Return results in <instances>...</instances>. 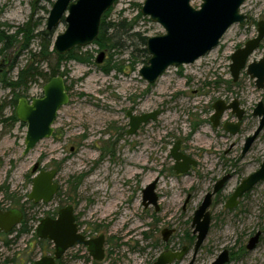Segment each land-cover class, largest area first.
Here are the masks:
<instances>
[{
  "label": "rangeland",
  "instance_id": "1",
  "mask_svg": "<svg viewBox=\"0 0 264 264\" xmlns=\"http://www.w3.org/2000/svg\"><path fill=\"white\" fill-rule=\"evenodd\" d=\"M55 1L0 0V31L12 36L10 41L14 43L6 50L0 43V70L5 68L8 77L16 79L30 61V53L39 51L36 39L28 49H22L18 40L24 33L18 31L25 28L36 33L45 29ZM144 1L117 0L107 18L113 23L123 22L118 32L124 44L111 51L117 68L105 72L102 66L108 64L110 51L94 43L82 47L93 53L91 61L63 63L62 70H69L65 78L70 101L58 111L53 136L24 154L27 124L20 120L0 123V209L24 205L29 228L22 234L18 225L11 233L0 235V264H33L53 254V242L39 238L36 229L42 218L57 214L69 204L74 206L84 235H104L106 255L97 261L87 246L75 245L60 264H154L164 250H180L184 245L192 250L183 260L171 264H189L194 247V213L205 194L226 174L232 177L213 197L210 230L195 264H210L225 248L232 253L226 264H264V181L245 194L236 208L225 207L240 181L264 161V128L242 156L245 138L259 125V116L253 111L258 102H264V88L256 86L246 68L237 81L230 69L231 55L258 35V24L264 22V0H246L241 7V12L248 15L244 24H233L213 50L194 63L170 67L154 83L139 74L146 55L135 50L129 37L131 22L132 31L147 36L165 33L161 24L141 13ZM202 2L192 0L191 4L200 7ZM66 27L62 19L55 37ZM101 51L105 59L99 64L96 58ZM263 57L264 38L247 63ZM135 59L138 62L133 70ZM44 84L40 79L29 85L28 98L42 96ZM219 99L227 103L238 99L246 110L237 134L224 128L226 121H237L231 110L225 112L218 126L213 125V104ZM16 106L11 89L0 81L3 117L11 115ZM155 110L161 111L156 120L128 134V111L139 115ZM178 140L182 151L198 161L185 174H176L173 169L171 150ZM37 162L40 169H58L60 187L52 201L33 205L28 195L34 177L31 170ZM157 178L159 210L143 204L144 188ZM166 229L173 230L167 242L162 234ZM257 232H261L260 241L249 250L247 244Z\"/></svg>",
  "mask_w": 264,
  "mask_h": 264
},
{
  "label": "water",
  "instance_id": "2",
  "mask_svg": "<svg viewBox=\"0 0 264 264\" xmlns=\"http://www.w3.org/2000/svg\"><path fill=\"white\" fill-rule=\"evenodd\" d=\"M117 0H56L50 10L47 19V30H55L63 19L67 23L64 32L58 34L53 42V48L60 54H65L78 46H88L97 39L103 16L116 3ZM192 0H145L141 13L152 21L161 24L165 33L149 36L147 38V50L150 58L144 64L139 74L148 83H154L170 67H180L194 63L218 46L224 34L235 23L244 24L248 15L241 12V7L246 0H203L200 7L191 4ZM264 38V22L258 24V35L248 40L244 47L238 48L232 55L230 69L233 80L237 81L242 70L255 79L259 89L264 88V57L258 61L247 63L250 55L260 46ZM105 59V52L101 51L96 62L101 64ZM70 101L67 84L62 75L50 79L43 86L41 97H20L15 109L19 120L27 124L24 154H28L45 138L53 136L55 132V120L60 108ZM214 112L211 121L218 126L226 111L231 110L237 116L236 122L226 121L224 128L231 134L240 131L245 110L238 99L227 103L219 99L213 104ZM160 115L159 110L142 113L139 115L128 111V134H135L140 126L150 120H156ZM254 116H259L260 121L255 132L248 136L243 147L246 154L252 144L264 128V102L257 103L253 111ZM181 141L178 140L171 150V156L175 160L174 171L177 174H185L192 167L198 165V161L180 150ZM33 174L32 190L28 199L34 203H49L59 190L56 180L58 169H40L37 162L31 170ZM231 175L226 174L218 180L211 191H208L199 207L196 209L193 219V234L196 241L193 247V256L189 264H195L197 254L203 245L212 222L210 206L213 197L224 187ZM157 181L149 183L143 190V204L148 207L154 205L159 210V195L156 192ZM264 181V161L259 169L245 177L235 188L226 201V208L234 209L240 199L250 192L255 185ZM190 197V196H189ZM189 197L185 204L188 203ZM22 210L0 209V234L9 233L21 223ZM173 230H164L163 239L167 242ZM37 235L41 239L53 242L54 252L37 259L34 264H57L65 252L75 245L87 246L90 255L97 261L105 258V237L88 238L80 232L76 221L75 210L72 204L62 207L56 217L47 216L41 219L37 226ZM261 232L252 236L247 244L249 250L257 247ZM191 247L184 245L180 250H164L154 264H171L183 260L191 251ZM231 255L228 248L223 249L210 264H226Z\"/></svg>",
  "mask_w": 264,
  "mask_h": 264
},
{
  "label": "trees",
  "instance_id": "3",
  "mask_svg": "<svg viewBox=\"0 0 264 264\" xmlns=\"http://www.w3.org/2000/svg\"><path fill=\"white\" fill-rule=\"evenodd\" d=\"M111 11H112V7L103 16L99 35L95 40V42H93L100 49H108L110 51L111 58L107 61L108 64L102 66V68L107 73L111 72L113 69L118 67L117 64L112 63V58H113V54L111 52L112 49L119 47L120 44H124L122 43L123 41L122 35L119 34L118 32V28L122 26L123 22L113 23L111 21H108L107 18L111 13ZM133 23L134 22L128 23L129 30L131 31L129 37H132L133 39V45L136 46L135 50H138L146 55L144 62L147 63L150 58V55L147 50V38L149 36L145 35L140 31H132L134 27ZM21 31H23L24 36L23 39L18 40V42H20L22 49H28L31 41L33 39H36L38 40L39 51L30 53L31 54L30 61H28V63L22 69H20L16 79H12L11 77H8L5 68H2V70H0V81L3 83L5 87L11 89V92L14 94V103L16 104H18L20 97L23 96L28 97L27 91L29 90V85L39 81L40 79L45 83H47L53 77L57 75H62L66 81L65 77L68 75L69 70L66 68L62 70L64 62H68L71 60L88 62L91 61V59L93 58V53L88 50L83 51L81 46L75 47L65 54L58 53L53 48L55 30H47L45 28L39 30L36 33H33V31L30 30L27 31L25 30V28H21L18 31V34ZM11 37L12 36L5 35L4 32L0 31V43L3 44L2 46L3 50H6L7 48H11L12 46H14V43L10 41ZM13 37L16 38V35H14ZM138 59L133 60L131 63V68L133 70L136 69V64L138 62ZM42 63H46L47 68L43 67ZM1 64L2 66L6 65L5 63L2 62ZM67 88L69 89L68 85ZM3 121H11L13 122V124L16 121H19V118L16 116L15 109L13 110L12 114L9 115L8 117H3L2 111H0V123ZM22 210L24 212V219L19 228V233L23 234V233H27L29 231V228L27 223V214L24 209V205H22ZM191 239L195 243L196 235L193 234ZM6 243L8 244L9 242L7 241ZM61 262H62V258L59 259L58 264H60Z\"/></svg>",
  "mask_w": 264,
  "mask_h": 264
},
{
  "label": "flooded vegetation",
  "instance_id": "4",
  "mask_svg": "<svg viewBox=\"0 0 264 264\" xmlns=\"http://www.w3.org/2000/svg\"><path fill=\"white\" fill-rule=\"evenodd\" d=\"M65 82H66V81H65ZM66 84H67V83H66ZM67 89H68V88H67ZM68 91H69V90H68ZM42 95H43V94H42ZM40 97H41V96H40ZM27 98H28V97H27ZM29 99H30V98H29ZM31 99H32V98H31ZM228 103H229V102H228ZM240 105H241V103H240ZM243 109H244V108H243ZM244 110H245V109H244ZM159 112H160V115H161V111H159ZM231 113H232V111H231ZM245 114H246V110H245ZM245 114H244V116H245ZM244 116H243V119H242V121H241L242 124H243ZM259 120H260V118H259ZM144 124H146V123H144ZM242 124H241V127H242ZM139 129H140V128H139ZM139 129H138V130H139ZM240 129H241V128H240ZM257 138H258V137H257ZM257 138H256V139H257ZM245 140H246V138H245ZM245 140H244V143H245ZM255 141H256V140H255ZM255 141H254V142H255ZM253 144H254V143H253ZM253 144H252V146H253ZM252 146H251V147H252ZM243 147H244V144H243ZM250 149H251V148H250ZM250 149H249V151H250ZM180 150L182 151V146H181ZM249 151H248V152H249ZM248 152H247V153H248ZM247 153H246V154H247ZM246 154H243V148H242V156H244V155H246ZM174 165H175V164H174ZM173 169H174V167H173ZM176 174H177V173H176ZM230 175H231V177H232V174H230ZM158 180H159V178H158ZM242 180H243V179H242ZM242 180H241V181H242ZM32 181H33V180H32ZM55 181H57V180H55ZM241 181H240V182H241ZM157 183H158V181H157ZM239 184H240V183H239ZM239 184H238V185H239ZM238 185H237V186H238ZM224 186H225V185H224ZM237 186H236V187H237ZM59 187H60V186H59ZM222 189H223V188H222ZM222 189H221V190H222ZM221 190H220V191H221ZM234 190H235V189H234ZM220 191H219V192H220ZM58 192H59V190H58ZM58 192H57V194H58ZM233 192H234V191H233ZM233 192H232V193H233ZM57 194H56V195H57ZM246 194H247V193H246ZM56 195H55V196H56ZM55 196H54V197H55ZM230 196H231V195H230ZM54 197H53V198H54ZM28 200H29V199H28ZM29 201H31V200H29ZM51 201H52V200H51ZM31 202L34 203L33 201H31ZM39 203H40V202H39ZM43 203H44V202H43ZM34 204H37V203H34ZM225 204H226V203H225ZM225 207H226V206H225ZM1 209H3V210H7V209H18V210L20 209V210H22V208H17V207H9V208H6V209H4V208H1ZM74 210H75V209H74ZM22 212H23V210H22ZM58 212H59V211H58ZM58 212H57V214H52L51 217H56V216L58 215ZM23 215H24V212H23ZM23 219H24V216H23ZM23 219H22V221H23ZM22 221H21V223H22ZM76 221H77V219H76ZM21 223L18 224V225H21ZM18 225H17V226H18ZM78 225H79V224H78ZM15 228H16V226L12 229V231H13ZM79 230H80V229H79ZM12 231H11V232H12ZM11 232H9V233H11ZM80 232H81V231H80ZM36 233H37V229H36ZM81 233H82V232H81ZM1 234H4V233H1ZM1 234H0V235H1ZM86 237H87V236H86ZM260 237H261V235H260ZM88 238H89V237H88ZM46 240H47V239H46ZM49 241H50V240H49ZM259 241H260V238H259ZM51 242H52V241H51ZM53 245H54V244H53ZM229 251H230V250H229ZM66 252H67V251H66ZM66 252H65V253H66ZM230 255H231V258H232V253H231V251H230ZM230 260H231V259H230ZM58 261H59V260H58ZM58 261H57V264H58ZM229 262H230V261H229ZM33 264H34V263H33Z\"/></svg>",
  "mask_w": 264,
  "mask_h": 264
}]
</instances>
